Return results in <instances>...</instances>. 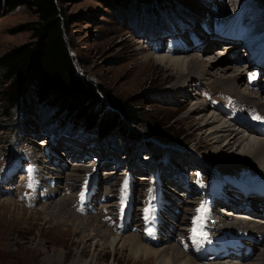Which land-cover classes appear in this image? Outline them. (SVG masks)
Listing matches in <instances>:
<instances>
[{"label":"rangeland","instance_id":"1","mask_svg":"<svg viewBox=\"0 0 264 264\" xmlns=\"http://www.w3.org/2000/svg\"><path fill=\"white\" fill-rule=\"evenodd\" d=\"M166 1L168 8L160 7L159 11L152 8L146 9L133 17V14L126 13L123 7V11L120 12L121 10L118 9L113 0H59L63 18L68 22L65 33L68 46L77 62L80 74H86L90 79L102 84L112 96L130 100L139 109L141 116L135 121L125 123L132 131L140 132L141 138L125 136L119 127L120 129H114L107 136L108 139H102L118 147L116 153L104 145L100 149H88V158L78 159L71 156L67 149L73 145V141L63 140V134L71 135L72 133H68L62 128L55 132L54 138H43L48 136L50 131V125L48 128L45 125L52 118L48 114L55 111V105L46 103L43 108L34 94L28 95V98L18 106V110L13 114L14 117H9L5 112L7 103L4 101L2 91L4 83L0 77V264H77L79 258L85 259L87 264H170L167 261L164 263L158 261L157 256L145 250L148 248L159 254L163 248L164 244H151L147 240L154 236L148 228L151 230L152 227L158 228L156 224L158 216L165 217L166 213L165 218L172 219L171 221L167 219L170 223L178 225L181 230H189L193 242L200 249L195 236L198 238V234L202 241L205 234L202 233L201 228L209 219L207 217L206 220L203 212L197 211L199 203L206 205L210 203L211 205L215 198L216 200L222 198L218 192L216 197L209 202L207 189L213 187L209 193L211 199L214 188L226 189L229 184H232L231 186L238 185L240 180L246 185L250 179L248 174L252 173L243 172L260 171L261 167L255 161L254 156L252 158L241 156L238 164L226 163L222 159L218 161L216 159L217 163L215 164L211 163L209 149L211 144L209 145L210 141L207 140L209 138L204 137V131L200 130L205 122L202 116L192 114L191 108L195 107L197 103L194 100L195 97H199V101L207 104L209 109L211 108L209 104L215 101L217 111L212 108L209 110L206 107L208 111L219 113V109L226 108L230 114L225 118L234 119V121H230L237 130H243L247 134L251 133L252 137L260 136L264 139V135L250 131L253 129L250 125L259 121H256L255 117L258 118L259 115L262 117L264 112L262 106L260 107L258 104L256 108H251L249 107L250 104L246 103L247 101L242 97L245 106L249 109L245 111L243 104L233 98L241 97L240 94L229 91L226 82L215 80V74L218 71L216 67L212 68L213 79H210V82L197 79V81L194 80L189 84L184 82L182 85L183 79L177 70L169 67L165 62H160L154 52L167 44L176 43L179 36L188 37L181 38L175 46H178L181 41L188 40L190 44L186 50H189L201 38L197 39L198 36L195 35V32H208L206 28L209 26V30L212 32L233 36L230 44L216 42L214 45L213 42L211 43L212 49L217 48L215 53L217 55L223 53L222 56H224L229 51L226 50V46L233 47L236 45L232 42L240 41V37L245 31L242 25L239 26L233 20V16L244 18L246 14L253 31L260 33L254 40L255 42L258 41L260 45L264 41V5L257 0L258 3L255 0ZM38 18V14L33 9L23 4L11 11L7 9V6L0 9V56L16 45L33 40L35 33L32 27ZM227 22L230 23L224 25ZM168 31L174 32L175 35ZM178 31L183 33L176 34ZM216 33L212 34L211 38L215 36L228 39ZM258 44L253 45L258 46ZM172 45L174 46V44ZM240 49L241 47L236 48L235 53L233 52L231 56L236 57L234 54L240 52L241 55L239 56L243 60L249 47L245 50L244 48ZM176 50L173 54L168 53V55L174 56L178 52ZM161 51H164V48H160L159 52ZM250 52L252 51L250 50ZM162 54L167 55L163 52ZM197 54L199 53H188L189 56H197ZM145 55L150 57L147 59ZM215 55H200V57L212 59ZM259 56L264 57V52ZM259 56L257 55L255 58L264 60ZM237 67H241L245 72V66ZM241 69L237 71H241ZM232 72L233 69H230L227 73L228 76ZM244 76L245 74L241 76L238 86L248 88L254 92L251 93L252 95L255 94L258 88L252 87L253 90L250 88L252 78L244 79ZM202 85L208 88L204 95L200 93ZM222 90L224 93L220 92ZM260 100L264 102V94ZM238 114H244V121L251 117L250 121L244 124V121L237 116ZM119 115V119L124 120V115L121 113ZM154 126L159 127L154 128ZM164 132L176 135L178 138L165 136L161 139L162 141L157 142L159 145L162 143L180 144L181 149L177 153L173 151L174 149L169 151L166 150L167 148L159 149L158 146L147 144L144 141L147 137L151 139L155 134L165 135ZM73 135L81 139L88 137L87 140L85 139L88 146L104 144L103 142V144H98L101 141L96 140V138H89L90 135L86 136L82 133ZM119 139L131 142L135 148L133 147L132 151L128 150L127 152L120 149L123 147L121 144L118 145ZM42 141H46V143H42ZM53 144L59 145L55 151L64 157V160H61L62 164L64 165L66 161L72 163L59 170L60 177L53 169L59 159L56 158L52 164L50 163V156L47 155L53 149L51 147ZM143 148V152L150 153V156L154 152L157 156L160 155L164 161L168 158L173 162L172 168L170 169L167 164L165 170L161 172L154 170L148 173L146 171V163L148 162L140 158V150ZM73 152L76 154L75 150ZM187 153L189 154L186 155ZM75 158L76 160H73ZM205 160L211 165H206L204 168L197 166L204 164ZM76 163L84 165L82 167L93 165L92 170H89L91 177L86 176V171L76 170ZM221 166L224 167L221 168ZM79 167L77 166V168ZM225 167H238L237 169H241L243 174L235 179L223 177L219 173L225 171ZM75 174L83 177V179L78 180ZM100 176H103L99 179L101 184L98 185V189L90 200L89 194L94 191L96 180ZM51 181H56L57 185L52 184ZM225 181L226 184L223 183ZM251 181H255L254 178ZM37 182L38 184L40 182V186L45 191L37 185ZM252 184L255 185L257 182ZM51 185L57 191L64 188L58 199L66 198L65 204L70 206L75 215L81 217H88L90 214L95 215L96 219L102 220L114 233L128 237L130 241L136 237L145 248L134 251V247L130 244L125 246L119 244L114 248L100 245L92 247L88 229L84 234L81 228L76 229L74 227L73 221L63 222L55 218L58 215L49 206L53 199H49L46 194V190ZM183 185H186L187 188ZM239 185L241 189L246 187L241 183ZM195 189L197 193H194ZM163 192L166 195L170 192L169 198L165 196L162 200ZM169 199L179 203L178 207L168 204H165V208L161 206V200L164 203H171ZM168 206L173 210L172 216L183 222L177 223L174 218L167 214L169 213ZM257 206L255 205V208ZM179 207L180 211L178 212ZM90 209L93 213H89ZM181 211L183 212L182 216L179 215ZM250 213H254L258 218H264V213L255 211ZM243 214L242 217L237 216L241 219L240 221L250 217L246 213ZM200 216L204 220H198ZM130 219L137 221V223L135 225L130 224ZM229 219L231 218L229 217ZM229 222L244 228L242 223L239 224L236 221L233 223L232 220ZM203 228L206 229L205 225ZM194 229L198 233L194 234ZM209 229L211 232V226ZM164 230L165 228H163ZM180 237H182V232ZM155 238L156 236L152 239L156 241ZM210 238L214 241L215 235L213 234ZM177 241L181 242L179 237ZM203 241H206L204 237ZM203 241L202 243L206 244L205 247L212 244L211 241H209L211 242L210 245ZM182 249L184 252L188 251L184 247ZM204 251L205 249L203 251L200 249L199 252L194 249L191 255L197 257L200 252ZM247 254L248 252H246ZM191 255L189 256L192 257ZM258 256L256 257L258 258ZM235 258H226L220 261L219 259H212L205 264L242 263V259ZM257 258L253 263L261 262L262 259ZM250 263L252 262H247V264Z\"/></svg>","mask_w":264,"mask_h":264},{"label":"bare ground","instance_id":"2","mask_svg":"<svg viewBox=\"0 0 264 264\" xmlns=\"http://www.w3.org/2000/svg\"><path fill=\"white\" fill-rule=\"evenodd\" d=\"M196 35L198 36L197 39L199 41L194 44V46H191L189 50H186V47L190 44V41L186 40L185 42L181 41L177 47L178 51L175 53L174 56L168 55L167 52L161 51L155 53L156 58L160 62H165L169 67H172L177 70V73H179L183 79L182 85L185 83L189 84L192 81H197V79H200L202 81L208 82L210 79H213L212 75V68L214 69L215 67L218 68L217 73L215 74V80L217 82H226L227 83V88L229 91H234L238 94H240L243 99H245L248 103L250 104L249 107L251 108H256L258 104L260 107L264 110V102L260 100V98L264 94V60L263 59H256L254 57V54L249 53L245 54V58H242L239 56L241 55L240 52L236 53V57H232L233 52L236 50V48L241 47L240 50H242L246 47L241 46L246 45L244 41L238 42L239 45H233V47L226 48L227 51L225 56H222L223 53H215L217 52L216 49H212L211 43L213 39L211 38L212 33L210 34H205L204 32L198 31L196 32ZM215 37V36H213ZM220 38V37H216ZM223 39V38H222ZM252 44H256L255 41L252 42ZM216 45V43H214ZM220 45V44H217ZM213 47V45H212ZM218 47V46H217ZM248 48V46H247ZM197 50L194 52H198L199 54L196 55H188V53L193 52V50ZM163 53H167L163 55ZM235 53V52H234ZM209 54H216L215 57L212 59H202L200 55H209ZM146 58L148 59L150 56L145 55ZM264 58V57H262ZM229 62V63H227ZM249 64V65H248ZM245 66V72L243 69L238 68L237 66ZM243 68V67H242ZM230 69H233V72L231 75L228 76V72ZM241 71H237L240 70ZM245 74L244 79L247 78H252V82L250 84V88L253 90L252 87L258 88V91L255 92L251 91L248 88H241L239 84V81L241 80V76ZM243 78V77H242ZM245 85V84H244ZM226 86V85H225ZM260 94L262 95L260 97ZM194 100H196V105L195 107L193 106L192 109V114L195 115H200L202 116L203 121L205 122L204 125L201 127L200 130H203V135L206 138V136L209 138V145L211 144L210 149V156H211V163H217V161L222 159L226 163H235L238 164L239 158L241 156H246L252 158L253 156L255 157V161L259 164L260 171L256 170L250 171L249 172H243V173H252V176L255 181H251L253 179L248 180V185L251 187L250 191L254 192V185L252 183L257 182V186L263 187L264 188V139L259 137H252L251 133L247 134L243 132V130L239 131L237 130L234 126V124L228 120V118H225L224 115L228 113L227 110L222 109L221 112H211L206 109V107L209 109V106L205 104L204 102L199 101V97H195ZM200 109V111H199ZM211 109V108H210ZM209 109V110H210ZM190 110V109H189ZM216 113V114H215ZM191 114V113H190ZM260 118V119H259ZM227 119V120H226ZM255 120H259L258 123L254 125H250L253 129L250 130L252 133L255 132L256 134H261L262 136L264 135V112L262 113V117L260 115L258 118L255 117ZM252 121V120H251ZM203 123V122H202ZM56 136V135H55ZM64 139L63 140H72L73 145L69 146L67 151L70 153L71 156H74L78 159H85L88 158V149H100L103 148L104 145H106L108 148H110L107 144L103 143H98V144H103L101 146H88L86 140L88 137L84 138H78L74 135H67L63 134ZM61 139V138H60ZM86 139V140H85ZM44 141V140H43ZM42 143H46L43 142ZM68 142V141H67ZM49 145V144H48ZM67 146V145H66ZM51 147L53 149L50 150L49 156L51 161L55 160L56 158L59 159L54 165V170L57 172L58 177H60L61 173L59 170H62L63 167L69 163V161H66L65 164L63 165L61 160H64V157L60 156L58 152L55 151L56 147H59L58 144H53ZM61 147H64L61 145ZM68 147V146H67ZM111 149V148H110ZM175 153L179 149L174 148ZM76 154H74V151ZM112 150V149H111ZM114 151V150H112ZM79 153V154H77ZM113 153H116L115 151ZM218 153V157H217ZM187 153L186 155H188ZM79 156V157H78ZM209 156V157H210ZM73 159V160H76ZM131 159V158H130ZM129 159V160H130ZM128 160V159H127ZM111 161V160H110ZM209 161V160H208ZM53 164V163H52ZM77 164V163H76ZM77 166H80L77 168ZM76 170H81V171H86L87 174L86 176H90L89 170H92V166H85L77 164ZM220 167V166H219ZM224 167V166H221ZM231 168L232 171L238 172L239 176L243 173H241V169L238 170V167H225V169ZM263 170V172H262ZM77 179H83V177L79 176L78 174H75ZM249 175V174H248ZM46 176V175H45ZM83 176V175H82ZM74 177V176H73ZM103 176H100L96 180L95 188L92 193L89 194L90 200L92 198V195L96 192L98 189V185H100V178ZM85 178V177H84ZM46 180V179H45ZM50 181V180H49ZM41 182V180H40ZM39 182V186H40ZM52 184L57 185L56 181H51ZM49 183V184H51ZM54 185V186H55ZM41 187V186H40ZM51 185L50 188L46 190L47 197L49 199H53L52 202L49 203V206H51L52 211L57 213L58 217H55L58 221H63V222H72L74 227L76 229L81 228V231L85 234L87 232V229L89 230V236L91 240V245L92 247L94 245H100V246H108L111 248L117 247L119 244L121 246H125L127 244H130L131 246L134 247V251L143 249L144 245L136 238L132 241L128 237L120 236L117 233H114L111 231V228L108 227L102 220L96 219L95 215L93 216L90 214L88 217H81L75 215V213L72 212L70 206L65 204V201L67 200L66 198H61L58 199L59 195L63 192L64 188H61L59 191L54 189ZM244 188V187H243ZM165 193L163 192L162 194V200L165 197ZM222 197V196H221ZM219 200H216L214 203L211 202V205L209 203V219L211 220V235L210 236H203L206 241L209 242L211 241L212 244L209 247H204L205 251L200 252L197 257H193L191 255L192 251L194 249H197L199 252L201 249V245L198 244L197 248L196 244L193 242L191 232L186 229H179L178 225L173 224L172 222L168 221L165 217L162 215L158 216V219H156V224L158 225L156 235V241H154L152 238H148V243L151 244H164L163 248H161L159 254L151 251L148 248H145V250L154 256H157L158 261H161L164 263L167 261L170 264H205L208 260L212 259H219L224 260L226 258H233V257H241L242 258V263L241 264H247V262H252L250 264H255L253 263L254 260H256V256H258L257 259L261 258V262H258L257 264H264V218H258V219H253L251 217H247L243 219V221H240L241 219L239 217H234L229 219V216L227 215H221L220 213H225L224 211L226 210L225 208H221L218 211V204H221L224 199L218 198ZM89 200V201H90ZM161 200V206L165 208V204H168L169 206L172 205V203H164ZM249 202V198H248ZM93 205V204H92ZM89 206V205H88ZM260 206L263 207V209L260 208ZM248 210H254L257 213H264V200L261 202V204H258L257 208L255 207H249L247 206ZM84 209V208H83ZM180 211V210H179ZM232 212V211H230ZM89 213H93L92 210L90 209ZM188 213V212H187ZM245 213V212H243ZM183 212L181 211L179 215L182 216ZM185 214V213H184ZM247 215L248 212H246ZM196 215V214H195ZM183 219V217H182ZM239 219V220H237ZM81 220V222H79ZM232 220L233 223L236 221L237 223L239 222L242 223L244 228L237 227V225H232L229 221ZM259 220V221H258ZM177 223L183 222L179 218H177ZM129 223L132 225H135L137 221L130 219ZM225 224V225H224ZM236 224V223H235ZM241 226V225H239ZM246 227V229H245ZM163 228L165 230L163 231ZM226 228V229H223ZM151 229V228H150ZM154 230V233H155ZM186 230V231H185ZM182 232V237L181 236ZM197 232V231H196ZM189 233V234H188ZM198 233V232H197ZM215 235V240H211L210 237L212 235ZM178 237L180 238V243L177 241ZM202 237V241H203ZM210 238V240H207ZM204 242V241H203ZM204 242V243H205ZM174 243V244H172ZM181 244V245H180ZM187 249V252H184L182 247ZM246 249H249L248 254L246 255ZM191 255L192 257H190ZM240 258V259H241ZM252 259V260H250ZM244 261H247L246 263ZM255 262V261H254ZM233 263V262H231ZM77 264H87V261L83 258H79V261ZM210 264H216V263H210ZM218 264H225L224 262L218 263ZM234 264V263H233ZM237 264V263H236Z\"/></svg>","mask_w":264,"mask_h":264},{"label":"trees","instance_id":"3","mask_svg":"<svg viewBox=\"0 0 264 264\" xmlns=\"http://www.w3.org/2000/svg\"><path fill=\"white\" fill-rule=\"evenodd\" d=\"M113 1L120 12L123 11V7L125 12L133 14V17L146 9L159 11L160 7L168 8L166 0ZM257 1L264 5V0ZM22 4L33 9L39 18L32 27L35 33L33 40L16 45L0 56V77L4 83L2 91L4 101L7 103L6 114L14 117L18 106L28 98V95L34 94L43 108L46 103L55 105V111L48 114L52 118L45 125L47 128L50 125V131L56 132L65 128L73 132L71 135L74 132H86L90 137L101 141L100 143L107 144L115 152L118 151V147L102 140L108 139L107 136L114 129L121 128L125 136L130 138H141L140 132L132 131L125 123L135 121L141 116L137 106L130 100L112 96L102 84L90 79L86 74H80L68 46L65 34L68 22L63 18L59 0H0V9L7 6L11 11ZM154 5L157 7H152ZM119 113L124 115V120L119 119ZM156 127L159 126H154ZM164 134H155L151 139L147 137L144 141L164 149L157 141L165 136H174L167 132ZM173 138L178 137L175 135ZM118 143L123 147L120 149L126 152L135 148L131 142L119 139ZM166 150L172 149L168 147ZM143 151L144 148L140 150V157L144 161L152 165L163 162L160 155L157 156L153 152L150 156V153ZM173 151L175 152V149Z\"/></svg>","mask_w":264,"mask_h":264},{"label":"snow or ice","instance_id":"4","mask_svg":"<svg viewBox=\"0 0 264 264\" xmlns=\"http://www.w3.org/2000/svg\"><path fill=\"white\" fill-rule=\"evenodd\" d=\"M147 211H150V210H147ZM197 211L200 212V213H202L204 211V206L201 205V207ZM199 219H202V216L198 217V220ZM196 231H197L196 229L193 230L194 234L196 233Z\"/></svg>","mask_w":264,"mask_h":264},{"label":"water","instance_id":"5","mask_svg":"<svg viewBox=\"0 0 264 264\" xmlns=\"http://www.w3.org/2000/svg\"><path fill=\"white\" fill-rule=\"evenodd\" d=\"M43 138H46V137H43Z\"/></svg>","mask_w":264,"mask_h":264}]
</instances>
